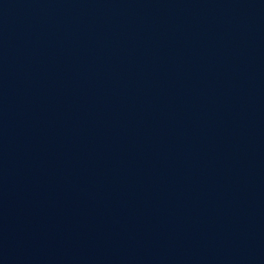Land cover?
Instances as JSON below:
<instances>
[{"label":"water","instance_id":"95a60500","mask_svg":"<svg viewBox=\"0 0 264 264\" xmlns=\"http://www.w3.org/2000/svg\"><path fill=\"white\" fill-rule=\"evenodd\" d=\"M0 264H264V0H0Z\"/></svg>","mask_w":264,"mask_h":264}]
</instances>
